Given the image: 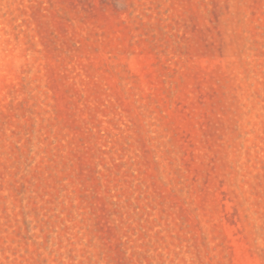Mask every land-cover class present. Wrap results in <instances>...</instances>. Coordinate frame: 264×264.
<instances>
[{
  "label": "rangeland",
  "instance_id": "1",
  "mask_svg": "<svg viewBox=\"0 0 264 264\" xmlns=\"http://www.w3.org/2000/svg\"><path fill=\"white\" fill-rule=\"evenodd\" d=\"M0 264H264V0H0Z\"/></svg>",
  "mask_w": 264,
  "mask_h": 264
}]
</instances>
